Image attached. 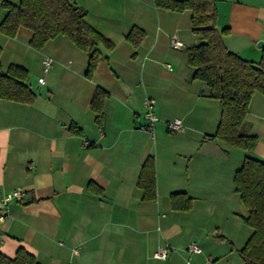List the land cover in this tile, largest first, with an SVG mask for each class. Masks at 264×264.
<instances>
[{
  "label": "crops",
  "instance_id": "0c3cea01",
  "mask_svg": "<svg viewBox=\"0 0 264 264\" xmlns=\"http://www.w3.org/2000/svg\"><path fill=\"white\" fill-rule=\"evenodd\" d=\"M75 1L112 43L98 45L90 77L88 57L64 35L34 49L26 27L12 37L0 33L2 71L25 68L35 94L29 104L0 98V196L24 189L6 205L0 252L13 258L22 246L40 264H244L236 250L252 229L233 187L244 153L205 138L216 130L220 104L205 95L204 81L191 77L186 62V48L203 42L192 30L191 11L158 8L153 0ZM215 4L217 26L228 28L227 47L258 61L264 0ZM5 12L0 4V20ZM134 27L143 32L136 46L126 39ZM171 35L183 46L173 47ZM44 57L52 60L47 72ZM96 88L108 93L101 124L91 108ZM146 98L159 118L152 131L142 127ZM247 107L258 139L254 154L264 159V94L254 92ZM175 118L182 131L168 129ZM149 155L154 201L142 200L137 186ZM180 192L191 197L190 209L171 206L170 195ZM190 242L201 252L187 254ZM163 245L171 246L166 258L155 259Z\"/></svg>",
  "mask_w": 264,
  "mask_h": 264
},
{
  "label": "trees",
  "instance_id": "16d2710c",
  "mask_svg": "<svg viewBox=\"0 0 264 264\" xmlns=\"http://www.w3.org/2000/svg\"><path fill=\"white\" fill-rule=\"evenodd\" d=\"M158 8L191 11L192 30L201 34L203 42L186 48V62L191 77L204 81L205 95L217 99L220 117L216 130L207 139H216L225 147L244 153L241 165L233 175L234 191L248 209L244 222L252 233L244 246L237 249L244 264H264V159L254 154L258 142L251 134L247 120L250 97L254 92L264 94V49L260 59L251 61L230 50L224 42L228 28L217 26L215 0H153ZM5 14L0 20V33L12 37L19 27L32 31L29 44L40 49L44 43L58 35L66 36L87 57L86 75L90 77L101 54L98 45L112 47V43L96 31L86 20L85 10L75 0H20L17 4L0 0ZM143 32L132 28L126 39L136 46ZM1 51V47H0ZM27 71L19 65H10L2 71L0 64V98L31 103L35 94L26 81ZM108 93L96 88L91 108L95 120L101 124ZM72 132L80 128L71 125ZM137 186L142 200L156 198V171L149 155L139 172ZM171 206L188 210L192 199L185 193H172ZM0 264H40L34 255L20 246L13 258L0 252Z\"/></svg>",
  "mask_w": 264,
  "mask_h": 264
},
{
  "label": "built area",
  "instance_id": "2783aa9c",
  "mask_svg": "<svg viewBox=\"0 0 264 264\" xmlns=\"http://www.w3.org/2000/svg\"><path fill=\"white\" fill-rule=\"evenodd\" d=\"M170 43L173 47H182L183 44L182 42L176 37V35H171L170 36ZM52 64V60L49 57H44L42 60V69L43 72H47L48 69L50 68ZM169 66V65H167ZM38 82L43 83L44 79L43 77H38ZM143 106H144V118L146 119V123L142 125V127L152 131L154 127V123H156L159 118L154 112V100L151 98H146L143 101ZM181 120L178 118L172 119L167 122V127L170 131H182L183 125L180 123ZM24 193V189L22 187H16L15 189L8 191L7 193H4L2 196H0V221L3 220L4 214L7 211V203L12 201V200H20L22 195ZM186 253L187 254H193V253H199L201 252V248L199 245L195 242H190L186 244ZM171 246H158L157 249L153 252V257L158 258V259H165ZM76 252L77 250H73ZM189 262V258L187 260Z\"/></svg>",
  "mask_w": 264,
  "mask_h": 264
},
{
  "label": "water",
  "instance_id": "95a60500",
  "mask_svg": "<svg viewBox=\"0 0 264 264\" xmlns=\"http://www.w3.org/2000/svg\"><path fill=\"white\" fill-rule=\"evenodd\" d=\"M259 45L261 46V45H264V44H260V43H259Z\"/></svg>",
  "mask_w": 264,
  "mask_h": 264
}]
</instances>
